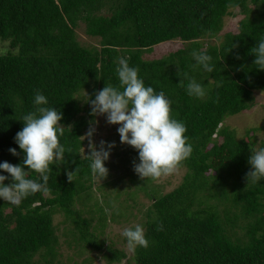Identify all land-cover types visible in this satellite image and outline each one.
<instances>
[{"label": "trees", "instance_id": "16d2710c", "mask_svg": "<svg viewBox=\"0 0 264 264\" xmlns=\"http://www.w3.org/2000/svg\"><path fill=\"white\" fill-rule=\"evenodd\" d=\"M236 7L245 14L238 31L227 32L220 44L205 43L219 36ZM80 22L87 34L101 38L100 48L79 42ZM262 37L264 0H0V39L11 46L0 54V162L22 163L14 137L24 127L22 117L37 107L38 91L63 113L61 141L70 149L52 165L42 190L19 206L0 198V264H65L57 250L58 212L71 220L81 241L102 249L92 229L96 209L78 210L76 203L91 198L95 177L89 154L82 153L83 136L96 117L90 100L106 84H119L121 57L139 66L146 85L172 100V115L186 124L193 146L178 164L187 168L182 183L149 194L153 202L143 226L150 243L134 249L135 264H264V180L248 183L246 176L257 128L239 138L225 126L229 116L254 106L256 90L264 91V69L253 63L252 53ZM176 39L186 45L161 58L144 57ZM193 51L209 54L214 70L195 66ZM185 74L205 86V97L188 95ZM29 176L40 174L29 170ZM141 179L137 184L147 189ZM108 250L110 263L127 257Z\"/></svg>", "mask_w": 264, "mask_h": 264}, {"label": "clouds", "instance_id": "9594fccd", "mask_svg": "<svg viewBox=\"0 0 264 264\" xmlns=\"http://www.w3.org/2000/svg\"><path fill=\"white\" fill-rule=\"evenodd\" d=\"M252 53L253 63L264 69V37L257 41ZM195 66L212 72L215 65L206 52L193 51ZM118 85L106 84L90 100V114H106L107 122L118 124L117 129L122 143L133 146L138 151L139 162H134V171L142 178H158L173 173L178 164L189 158L193 146L188 142L186 124L173 117L172 100L163 90L157 91L151 84L145 83L139 75V66H132L127 58L121 57L116 68ZM186 91L189 96L203 98L207 94L205 86L195 78L187 76ZM89 99V98H88ZM33 103L34 111L22 117L24 127L14 137L15 143L24 153L22 163L0 162V198L19 206L23 199L42 190L49 179L52 165L65 160V153L70 151L62 143L64 128L60 124L63 113L55 106H50L48 98L37 92ZM90 129L88 136L93 134ZM106 145V147H105ZM115 142L101 141L99 148L91 144L89 154L90 169L100 178L108 174L105 161ZM13 155H19L17 148H9ZM251 169L246 173L248 183L264 180V148L256 150L248 158ZM27 165V170L25 169ZM29 170L39 173L37 179L29 176ZM4 173L10 174L5 175ZM73 181L72 171L67 173ZM11 180V183H5ZM131 249L149 247V240L142 224L126 227L122 231Z\"/></svg>", "mask_w": 264, "mask_h": 264}, {"label": "rangeland", "instance_id": "374dc122", "mask_svg": "<svg viewBox=\"0 0 264 264\" xmlns=\"http://www.w3.org/2000/svg\"><path fill=\"white\" fill-rule=\"evenodd\" d=\"M105 13L108 12L105 11ZM244 17L245 14L241 7L233 8L231 14L225 17L224 28L219 36L205 38L203 41L220 44L227 32L238 31L239 23ZM77 38L84 46L101 47V38L87 34L83 22H80L77 28ZM185 45L186 43L180 39L170 40L154 46L151 51L145 52L144 57L146 59L161 58ZM10 49V41L0 39V54H6ZM254 96V106L240 114L229 116L225 121V126L234 129L239 138L245 137L250 128H257L254 133V142L255 149L259 150L264 148V91L256 90ZM118 127V124L107 122L106 114H98L83 136V155L90 154L91 144L99 148L101 141L115 142L109 159L105 161L109 170L108 174L102 178L95 175L90 191L91 198L84 196L85 198H82L84 200L80 201L79 199L76 203L78 210L96 209L93 215L95 222L92 229L97 240L104 245L99 250L85 244L79 239V233L75 230L71 220L66 217L64 212H58L54 217L60 242L57 250L59 258L65 264H135L134 250L128 246L126 239L122 236L123 229L137 223L143 225L145 212L153 202L149 194L157 192L161 195L174 190L182 183L187 173L185 166H177L171 174L144 179L147 180L148 188H142V184L141 186L137 184L140 183L141 177L134 171L133 166L134 162H139L137 161L139 158L136 159L138 151L133 146L121 142L117 131ZM90 129H94V131L91 136H88L87 133ZM106 182L108 184H105ZM220 207L222 208L223 205ZM85 215L88 214L85 213ZM237 231L241 237L244 235V230L240 227H237ZM109 248L126 252L127 257L120 262L110 263L105 257V254L110 252Z\"/></svg>", "mask_w": 264, "mask_h": 264}]
</instances>
